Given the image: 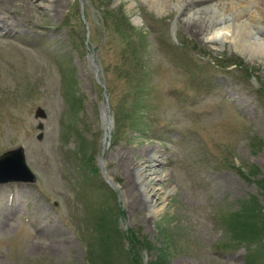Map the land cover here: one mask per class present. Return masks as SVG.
Segmentation results:
<instances>
[{"label":"rangeland","instance_id":"1","mask_svg":"<svg viewBox=\"0 0 264 264\" xmlns=\"http://www.w3.org/2000/svg\"><path fill=\"white\" fill-rule=\"evenodd\" d=\"M188 2L0 0V264H264V0Z\"/></svg>","mask_w":264,"mask_h":264},{"label":"bare ground","instance_id":"2","mask_svg":"<svg viewBox=\"0 0 264 264\" xmlns=\"http://www.w3.org/2000/svg\"><path fill=\"white\" fill-rule=\"evenodd\" d=\"M12 1V0H11ZM190 4H195L201 0H188ZM216 1H221L220 4H222L223 6L224 5H227L228 8L226 9H229L228 11L231 12V15H228V16H224L221 17L222 19H227L225 20L223 26H221L219 29V31L222 30V32L220 33H213L217 30H215L216 27L218 24H219V21H220V18H217L216 16H210V17H206L205 15L203 16H200L198 17V19L194 20V21H191V24H190V28H191V31L195 34V35H202L204 36V38H209L208 41L210 39H221L223 41H228V42H233L234 44L238 42V40H242V39H245L248 35H249V32L250 29L248 28L249 25L245 23L244 19L241 18L240 16V13L239 11H236L235 9L232 10L233 8H231V5L233 6L234 3L237 4L236 0H230L228 1V3L224 4L222 3V0H216ZM226 1V0H225ZM254 1V0H253ZM224 2V1H223ZM187 3V2H186ZM219 4V5H220ZM230 5V6H229ZM249 5V4H248ZM252 5V4H251ZM261 5V4H260ZM237 7V6H236ZM240 7V6H239ZM261 7V6H260ZM219 8V7H218ZM225 10V9H224ZM237 10L238 7H237ZM241 10V9H240ZM227 11V10H226ZM261 11V10H260ZM263 12V11H262ZM245 15V14H244ZM243 15V16H244ZM246 16V15H245ZM231 17V18H230ZM193 20V19H192ZM190 23V22H189ZM260 25V24H259ZM6 27V23L3 21L0 22V29H4ZM215 30V31H214ZM4 31V30H3ZM10 31V30H9ZM190 31V30H189ZM224 31V32H223ZM264 33V32H263ZM250 38V37H249ZM252 40V39H251ZM247 41V40H246ZM244 44V43H243ZM246 45V44H245ZM247 45L251 48V49H254L256 51H259L262 53V47L260 44L255 45L251 42H247ZM239 47V46H238ZM259 48V49H257ZM263 55V54H262ZM257 56V55H256ZM251 57V56H250ZM109 124V123H108ZM106 131H108V127H106ZM147 160L149 161H152V162H156L157 161V158L156 156L152 155L150 156ZM143 172V171H142ZM144 176V174H143ZM145 177V176H144ZM149 184V182H148ZM134 186V183H130L128 188H132ZM169 189V188H168ZM146 196H148L149 192L152 190V188L150 190H145V188L142 189ZM155 193H153L154 195ZM158 195V194H157ZM156 197V196H155ZM151 201V199H150ZM155 209V208H154ZM153 210V209H152ZM157 210V209H156ZM156 212V211H155ZM152 213V212H151Z\"/></svg>","mask_w":264,"mask_h":264},{"label":"water","instance_id":"3","mask_svg":"<svg viewBox=\"0 0 264 264\" xmlns=\"http://www.w3.org/2000/svg\"><path fill=\"white\" fill-rule=\"evenodd\" d=\"M38 115L44 116V113L41 109H38ZM15 164H17L24 173V176L21 178L22 180H34V175L29 171L24 162L23 150L22 148H18L14 151L7 152L4 155L0 156V182L21 180L14 174L12 170L14 169Z\"/></svg>","mask_w":264,"mask_h":264},{"label":"trees","instance_id":"4","mask_svg":"<svg viewBox=\"0 0 264 264\" xmlns=\"http://www.w3.org/2000/svg\"><path fill=\"white\" fill-rule=\"evenodd\" d=\"M227 66H231V65H227ZM264 86V85H263ZM262 90V89H261ZM243 222H245V219L243 220ZM245 224V223H244ZM247 227V228H246ZM255 230V231H254ZM260 233V230L256 228V226L253 227V229L251 228L250 230V227H248L246 224L245 225H242L240 230H239V235L241 237H244L245 235L250 236V237H254V235H259ZM252 234V236H251ZM248 239V238H246ZM251 239V238H250ZM248 259H251L250 262H248L247 264H254V257L251 256L250 258Z\"/></svg>","mask_w":264,"mask_h":264}]
</instances>
